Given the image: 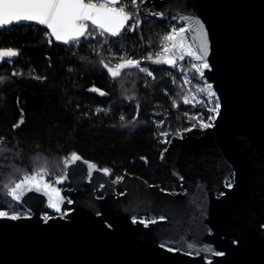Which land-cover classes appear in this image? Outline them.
Masks as SVG:
<instances>
[{
  "label": "water",
  "instance_id": "95a60500",
  "mask_svg": "<svg viewBox=\"0 0 264 264\" xmlns=\"http://www.w3.org/2000/svg\"><path fill=\"white\" fill-rule=\"evenodd\" d=\"M143 4L150 17H173L188 30L185 48L203 60L184 51L175 66L206 62L202 76L219 102L210 127L180 131L160 154L185 192L129 173L111 180L107 168L72 154L61 178L66 189L43 172L49 189L19 201L9 195L28 215L0 218V264H264V0ZM25 23L48 32L31 21L10 27ZM50 201L59 202V212ZM145 216L147 226L139 222Z\"/></svg>",
  "mask_w": 264,
  "mask_h": 264
},
{
  "label": "trees",
  "instance_id": "16d2710c",
  "mask_svg": "<svg viewBox=\"0 0 264 264\" xmlns=\"http://www.w3.org/2000/svg\"><path fill=\"white\" fill-rule=\"evenodd\" d=\"M134 19L139 27L118 39L96 32L78 45L49 43L48 32L33 24L0 30V48L18 52L0 61V210L25 214L11 204L13 182L36 171L57 180L72 154L114 175H137L169 191L178 187L159 162L161 152L178 131L200 126L194 114L209 119L216 112L198 89L205 85L199 63L187 59L167 68L153 62L167 32L180 28L177 19L150 17L140 0ZM121 57L140 61L152 75L131 67L114 78L103 65L113 67ZM191 93L204 101L185 103ZM212 101L217 107L215 95Z\"/></svg>",
  "mask_w": 264,
  "mask_h": 264
},
{
  "label": "snow or ice",
  "instance_id": "6c2138e0",
  "mask_svg": "<svg viewBox=\"0 0 264 264\" xmlns=\"http://www.w3.org/2000/svg\"><path fill=\"white\" fill-rule=\"evenodd\" d=\"M133 7L137 8L136 13L130 10ZM134 15H138V0H0V28L10 27L14 23L24 21L36 22L45 26L48 30L49 43H52L51 38H55L56 41L64 44L78 45L81 38L87 39L96 32L102 36L107 34L111 37H119L124 31H135L139 27L140 21L134 19ZM129 21H132L131 24H129ZM186 31L188 30L183 26L179 29L172 28L170 33L163 38L165 41H172V43L170 46L165 44L162 51L168 53L171 49H180L178 57L176 52H172L171 56L157 54V59L153 62L175 66L177 58L183 59L184 51L188 56L203 60L202 56L192 52L190 46L185 48L184 33ZM204 51H207L206 45ZM16 55H18V52L14 49L0 48V61H3L5 57L10 58ZM120 59L121 62L113 67L108 64L103 65L114 78L120 76L122 69L131 67H136L149 76L152 75L146 68L140 67V61L124 60L123 57ZM148 59H152V57L149 56ZM208 67L209 65L204 62L196 70L200 72L201 68ZM13 75H17V73H13ZM3 80L4 78L0 77V82ZM208 88L211 89V85ZM93 91L97 90L93 89ZM103 94L101 93V95ZM212 95H215V93H212ZM184 102L188 103L189 101L185 98ZM218 107L217 105L215 111H218ZM21 123H23V120H20L14 127H19ZM210 126L209 123L203 125L205 128ZM162 135H167V133H162ZM0 143H3L2 138H0ZM72 159L76 160L79 157L73 154ZM49 188L50 186L43 181V172L36 171L35 174L24 175L20 182H13L8 194L14 200L19 201L26 192H44L45 189ZM45 194L47 193L45 192ZM50 206L55 208L57 212L60 211L58 201H50ZM0 218L17 220L21 217L16 214L9 215L6 211H0ZM44 219L47 220L49 217ZM139 222L145 223V226H147L145 221L141 220ZM151 222L155 223V221ZM168 251H173V249L168 248ZM222 254L216 253V255Z\"/></svg>",
  "mask_w": 264,
  "mask_h": 264
},
{
  "label": "rangeland",
  "instance_id": "374dc122",
  "mask_svg": "<svg viewBox=\"0 0 264 264\" xmlns=\"http://www.w3.org/2000/svg\"><path fill=\"white\" fill-rule=\"evenodd\" d=\"M140 1L142 2V0H140ZM181 26L184 27L183 24H181L180 27H181ZM172 28H174V27H171V29H172ZM171 29H170V31H171ZM177 29H179V28H177ZM170 31H168L167 34H169ZM126 32H127V30L124 31V33H126ZM165 44L169 45V44H170V41H168L167 43H162V48L159 50V53H158V54H160V53H164V52L162 51V49H163V46H164ZM5 58H6V57H5ZM5 58H4V59H5ZM201 65H202V63H199V66H197V68L200 67ZM200 73L202 74V71H200ZM209 85H210V84L205 80V85L202 86L201 88H198V89H199L200 91H201V89H203L202 92H204L206 98H208V102H207V103H208V106H207V109L216 112V115H217V112H218V111H215V109H217V107H214L213 104H212V103H213V101H212V97L214 96V95H212V93H214V91H213L212 87H211V89L208 88ZM215 96H216V95H215ZM185 98H187L188 101H191L192 103H201V102L204 101V99H203L201 96H198L196 93H191V94H189V95H186V96H184V99H185ZM216 98H217V97H216ZM218 106H219V103H218ZM218 109H219V107H218ZM216 115H215L214 117H209V119H205V117L203 116L202 113H197V114H194L193 116L197 119V122H198L199 125H200L199 127H201V128H205V127H203V125H204L205 123H209L210 125H212L213 120H214V118L216 117ZM194 127H197V126H194ZM178 133H179V131H178L176 134H178ZM168 141H169V140H168ZM64 173H65V170H64L63 174H62L61 176H59V179H61V178L63 177ZM11 204H14V203L11 201ZM0 211H6V212H8L7 210H0ZM8 213H9V212H8ZM15 214L17 215V213H15ZM9 215H11V214H9ZM12 215H13V214H12ZM18 215H19V214H18Z\"/></svg>",
  "mask_w": 264,
  "mask_h": 264
},
{
  "label": "flooded vegetation",
  "instance_id": "af4514ba",
  "mask_svg": "<svg viewBox=\"0 0 264 264\" xmlns=\"http://www.w3.org/2000/svg\"><path fill=\"white\" fill-rule=\"evenodd\" d=\"M144 2V0H142V3ZM145 6V5H144ZM146 7V6H145ZM147 9V8H146ZM153 18V17H152ZM155 19H158V17L156 16V17H154ZM159 20V19H158ZM109 170V169H108ZM109 172H110V178H111V180H115V179H117V178H119V179H122L123 178V175L125 174V173H123V175H114V173L112 172V171H110L109 170ZM170 172V171H169ZM131 175H133V174H131ZM170 175H171V172H170ZM137 176V175H136ZM140 177V176H139ZM141 178H143V177H141ZM171 178H172V176H171ZM232 178L233 177H231L228 181H227V183H226V185L228 186V187H231L232 186V184H233V181H232ZM144 179V178H143ZM49 180H53V184H58L59 185V187L60 188H62V189H66L67 187H69L64 181H62L61 179H57V180H55V179H49ZM146 180V179H145ZM172 180L173 181H175L177 184H178V187L177 188H175L173 191H169V190H166V189H164L163 188V186L161 185V184H159V185H161L162 186V188L165 190V191H168V192H171V193H173V194H177V193H179V192H185L184 190H181V188H180V183L177 181V180H174L173 178H172ZM147 181V180H146ZM149 184H151V185H158V183L157 184H155V183H149ZM117 192L119 193V194H123V191L122 190H117ZM25 215H28V212H26L25 211V214H23V215H21V216H25ZM45 216L46 217H49V216H52V214H50L49 212H45ZM140 220H143V221H149V217H147V216H145V217H140L139 218ZM263 227H264V225H263Z\"/></svg>",
  "mask_w": 264,
  "mask_h": 264
}]
</instances>
